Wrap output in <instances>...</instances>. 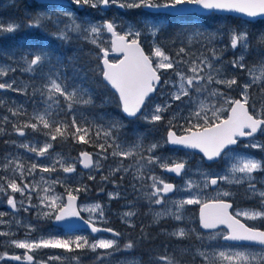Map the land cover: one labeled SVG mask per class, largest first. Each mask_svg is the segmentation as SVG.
I'll list each match as a JSON object with an SVG mask.
<instances>
[{"label":"snow or ice","instance_id":"obj_1","mask_svg":"<svg viewBox=\"0 0 264 264\" xmlns=\"http://www.w3.org/2000/svg\"><path fill=\"white\" fill-rule=\"evenodd\" d=\"M113 6L146 11L137 24L127 25H117L115 19L94 23L77 15L85 7L104 12ZM42 7L46 11L34 14L23 24L13 20H0V37L14 35L22 28L41 29L61 44H72L75 37L78 41L94 45L102 54L95 57L99 61L96 70L102 75L104 84L114 90L112 102L124 114L123 119L143 115L146 123L154 125L161 122L164 114L177 102L184 107L171 116L170 127L163 142L145 144L146 135L138 130L131 133V141L122 139L129 135L124 132L126 126L122 119L106 118V115L90 118L86 115L90 109L97 107L95 97L82 82H76L78 77L69 78L65 74L62 56L44 45L35 49L0 51V54L11 61L9 64H0V92L10 90L29 95L28 90L31 88L29 98L32 102V111L29 112L24 104L12 101L13 106L7 107L10 116L0 115V133L8 134L6 126L11 124V132L18 137H26L29 129L32 133H41L45 137L43 141L35 138L24 139L22 142L5 141L6 144L22 149L23 154L6 153L0 158V171L6 173L0 176V196L7 197L6 203L13 216L21 210L29 213L37 209L38 219L53 221L57 227L65 229L64 238L49 233L47 237L32 240L30 237L36 231V225L25 223L23 219H15L14 223L25 229V239H11L6 243L24 251L22 254H10L7 251L0 253V264H63L67 259L54 255L47 260L38 261L35 253L40 249H62L68 253L77 250H90L93 253L104 250L96 257L97 262L116 252L129 254L130 250H135L138 241L129 239L121 247L117 239L121 233L112 228L97 226L99 222L106 220L104 208L99 202L77 204V194L88 191L86 185L75 189L67 187L69 174L75 173L77 163L84 169L103 172L104 162L109 158L115 162V167L109 166L107 174L101 175V181L119 188L126 178L131 177L132 190L140 192L148 202L152 224L159 226L165 220L182 224L186 219L185 206H200L198 227L188 228L185 225L171 231L165 228L162 233L169 239L178 241L195 236L201 248L210 249L197 250L194 254L202 258V264H264V229L249 227L237 218L243 216L246 220H264V181H258L256 176L257 173L264 172V159L238 152L233 147L240 144L241 138H249L245 149L264 151V143L255 139L257 135H264V104L257 111L256 102L250 96L252 88H258L264 96V32L253 35L238 26L227 32L221 29L210 31L200 24H194L191 29L185 28L177 34L176 39L182 46L178 48L175 57H170L155 42L163 30L157 19L161 15L184 18L188 14L196 18L197 13L206 10L235 12L248 18L264 17V0H51ZM251 22V19L245 21ZM47 26H51L50 29ZM118 27L123 34L117 31ZM105 34L111 35L110 50L122 54V58L116 62H110L109 49L101 46L105 42L102 39ZM141 36L153 38L150 54H145L141 47ZM175 43L176 40H173V45ZM195 45H199L202 51L196 53L188 50ZM229 49L234 58L225 62L223 57ZM237 52L240 55L237 56ZM251 55H255L256 62L249 66L246 60ZM229 67L233 72L246 71L247 80L241 84L237 75L229 76ZM17 70L30 74L31 83H21L18 86L16 79H2ZM161 70H171L175 78L162 81ZM36 81L40 83L37 84ZM161 84L172 89L167 93L162 92L168 99L163 104H155L150 112H145L152 95ZM234 88L240 89V98L227 95V91ZM218 104L227 105V108ZM7 105L9 101L0 98V108ZM185 110L187 115H184ZM177 120L183 123L177 125ZM177 127L182 129L183 134H177ZM68 139L92 145L98 151H83L77 158L52 151L55 142ZM165 146H171L169 150L173 155L163 154L161 150ZM185 149H198L203 154L202 161L215 162L223 159L228 166L222 173L199 167L193 172L188 167V160L175 155ZM158 152L161 154L157 155ZM29 159L31 163L26 165L25 161ZM125 160H130L131 163L125 165ZM157 168L164 173L175 174L183 180V184L167 182L162 175L156 173ZM60 171L65 176L52 179L51 174ZM37 174L39 180L35 179ZM117 175L119 181L116 180ZM29 177L31 181L25 182ZM88 179L94 180L95 176L89 175ZM57 184L65 186L66 202L64 196L55 193ZM258 184L261 186L258 187ZM221 185L242 188L246 198L258 201L257 207L238 211L233 215L228 211L232 205L221 198L233 195L231 191H217L212 199L202 198L207 190L220 189ZM74 192L77 194H73ZM16 193L21 196L19 201L15 198ZM34 194L37 204L32 203ZM177 194L180 198L173 199ZM108 196L114 199L120 193L110 192ZM0 203L3 201L0 200ZM135 205L136 201H129L126 207L130 210L121 215L123 222L130 228L136 227L134 218L138 212L135 211ZM153 206H157L159 210H154ZM82 212L89 213L88 219H84ZM6 215L5 212H0V225L11 223L4 219ZM80 222L90 228L91 233L108 232L113 238L90 240L88 236H72L73 228ZM219 226H225L226 231L220 230ZM146 227L141 225V241L149 238ZM11 235L10 230L0 231V236ZM210 241L218 242L217 246L213 247L208 243ZM220 241L225 243L220 244ZM71 259L74 264H80L79 256ZM121 264L143 262L126 258ZM148 264H177V260L174 254L159 255L152 257Z\"/></svg>","mask_w":264,"mask_h":264},{"label":"rangeland","instance_id":"obj_2","mask_svg":"<svg viewBox=\"0 0 264 264\" xmlns=\"http://www.w3.org/2000/svg\"><path fill=\"white\" fill-rule=\"evenodd\" d=\"M5 2L10 1V0H4ZM134 11H136L135 15L136 17H131L129 14V9H119L115 6H113L111 9L106 10L104 12H97L95 10L89 9L87 7H85L84 9H81L77 15H79L81 17V19H85V20H91L94 23L97 22H102L104 19H115V22L117 25H127V24H137L138 21L143 19V15L142 13L146 10H142V9H132ZM5 15V16H4ZM211 18H209L210 23L212 25H219L221 26H226L227 24L225 23V19H224V15H218V14H211L210 15ZM235 17V16H234ZM238 18V17H237ZM8 19V20H7ZM159 23L161 25H163V23L165 22V16L161 15L160 17L157 18ZM0 20H3L5 22H8L10 20H12V17L10 15H6L4 14L1 10H0ZM14 21V20H13ZM18 22V21H16ZM20 23V22H18ZM253 23V22H252ZM237 25H239V27L241 29H246L247 31H249L250 33H252L253 35L255 34H259L261 32H264V23H253V24H248L245 23L244 20L242 19H238V22L236 23ZM138 26V25H137ZM230 24L227 25V27H229ZM48 28L51 26H47ZM232 28V26L230 27ZM126 30V29H125ZM210 31H215L217 30V28L212 27L210 29H208ZM30 31H38L37 29H32ZM44 31V30H43ZM117 31L120 32L121 34H123L121 28H117ZM46 34H48V32L44 31L43 36L46 37ZM51 36V35H49ZM31 37V36H30ZM105 42L101 45L102 47H106L109 49L110 46V35L109 34H105V36L102 38ZM157 40V39H156ZM155 40V42H156ZM140 41L141 43H146L149 44L150 46V52L152 49V44H153V38L152 37H147L145 38V36H141L140 37ZM158 44V43H157ZM28 49H35L41 45L47 46L50 50H51V44L50 43H43V42H34L33 44L28 43V45H25V47L29 46ZM94 46V45H92ZM191 50V49H190ZM202 51V50H198ZM166 52V51H165ZM191 52H193L191 50ZM196 51V53H198ZM150 54V53H149ZM166 54H168L166 52ZM99 55H101L99 53ZM169 55V54H168ZM240 55V53L238 52L237 56ZM170 56V55H169ZM111 60H114V58H111ZM256 62V57L255 55H251L247 58L246 63L250 66L251 64ZM11 63V61H9L8 59L1 57L0 58V64H9ZM162 73L164 74V72H166L165 70H161ZM167 75H164L163 77V81L164 80H169L170 77H172L171 79H174V73L172 75L171 72H169V70H167ZM228 74L229 76L235 74L240 78V83L243 84L246 80H247V72L246 71H241V70H236L235 72L232 71V69L229 67L228 69ZM23 75H26L25 73L22 72H18L17 75L13 74V73H9V75L5 78H2L3 80H12V79H16L18 82V86L21 83H31V81H29V79H27L26 77H22ZM27 76H30L29 74H27ZM37 84H39V81H36ZM215 86V85H214ZM221 90L223 89V86H220ZM171 87L170 86H164L163 84H161V87L157 89V93L152 97V100L149 102L148 107L144 110L145 112H150L151 108L155 106V104H163L167 99L168 96L163 95V93H167L169 91H171ZM234 91V93L232 92ZM7 92H10L7 91ZM7 92H0V98H4V94ZM12 92V91H11ZM29 95H24L26 96L25 101H20V104H24V106L27 108V110L29 112L32 111V102L30 100V94H31V88H29L28 90ZM235 94H237V96H235ZM22 95V94H21ZM227 95L231 96L233 98H238L240 97V89L239 88H234L233 90L227 91ZM257 95V96H256ZM250 96L252 97V100H254L255 106L257 111L259 110L261 104H264V96H262L260 94V91L258 88H252L250 89ZM255 96V97H254ZM254 97V98H253ZM37 99H39V97H37ZM63 98H61L62 100ZM250 100V101H252ZM218 106L220 107H224L227 108V105H223V104H218ZM184 106L182 104H179V102H177L176 105H174L172 107L171 110H169L168 112H166L164 114V119L163 121L165 123H167L169 125V120L171 118V116L173 115V113L178 112L181 108H183ZM251 111V110H250ZM255 114V113H254ZM86 115H89V117L91 118L92 116H95L94 114L91 115L89 112L86 113ZM184 115H187V110L184 111ZM141 119H143V115L140 116ZM177 125L183 123V121L177 120L175 122ZM170 126V125H169ZM149 128H153V127H149ZM178 130V129H177ZM178 131H181V133H183L182 129L179 128ZM141 132V131H139ZM146 134H148L150 137H148L147 139H145V144L147 143H152V142H156V141H160L163 142V140L166 138V136H160L159 134H153L152 129H147L146 128ZM152 132V133H151ZM38 139L40 141H43L44 138L43 137H36L34 134L29 133L26 137H18L17 135L14 137L13 140H17L22 142L24 139ZM256 141L261 142V140L259 138H255ZM132 140V139H131ZM130 140V141H131ZM11 141V140H10ZM249 143V142H248ZM262 143V142H261ZM95 148V147H94ZM170 148L168 146H165L161 151L163 152L164 155H173V153L169 150ZM54 153H62L59 150H55L53 148L52 150ZM98 150L95 148L93 150H91V153H96ZM236 151L241 152V153H246V154H250L252 156H254L257 159H264V151H258L256 152H252V151H243L240 148H237ZM17 152H20L21 154H23V150L22 149H17L15 146L11 145V144H6L5 141H0V158H2L6 153H12V154H16ZM90 152V150H89ZM185 153H187L188 155H185ZM64 156L66 157H70V158H77L79 157V155H69V154H64L62 153ZM161 154L160 152L157 153V155ZM176 156L180 157V158H184L186 160H188V167L190 169H192L193 172H195V170L199 167L205 170H212V171H216V172H223V170L228 166L227 163L222 159V161L218 162L219 165L216 166H210L208 164H206L204 161L201 160V155L194 153L192 151H180L178 153H175ZM94 159H96V157H93ZM69 162L71 163L72 161L69 160ZM26 165L31 163V160H26L25 161ZM128 163H131L130 160H125V165H127ZM79 166V168L77 167ZM109 166L115 167V162L109 158L107 161L104 162V170L103 172H99L95 169L93 170H89V169H84L79 163L76 164V171L73 174H69L70 178L67 180V187L68 188H72L75 189L76 187L79 186H87L88 191L86 192H80L78 195H80V201L78 205H88V204H93V203H97L99 202L103 208H104V212H105V217L106 220L99 222L98 224L100 225H116L115 226H111L113 228H115L119 233L121 230H119L118 228L122 227V229H124L122 236L118 239L119 244L121 245V247L123 246V244L127 241V233L126 230H130V228H128L129 226L126 225L123 220L121 219V215L123 212L130 210L128 207H126V205L128 204L129 201H136V199H142V194L140 192H135L132 190V188L130 187V181H131V177L126 178L121 187L117 188L114 184L112 183H105L101 181V175L102 174H107L108 168ZM156 173L158 175H162L163 177H169L171 178L169 175H166L161 169L157 168L156 169ZM6 175L5 172L0 171V176ZM46 176L48 174H45ZM89 175H94L95 179L94 180H89L88 177ZM57 176L63 177L65 176V174L60 171L57 173H52L51 177L52 179H56ZM257 180L258 181H264V172L262 173H257ZM39 174L36 175L35 179L39 180ZM174 178V177H173ZM194 178H198V177H194ZM119 175L116 176V180L119 181ZM176 179V178H174ZM168 180V179H167ZM177 180V185H182L183 184V180L181 178L176 179ZM31 178H27L25 182H30ZM17 182L20 183L19 179H17ZM261 186L258 184V187ZM139 187V185H138ZM101 189H103V191H101ZM119 192L120 196L114 199H110L108 196V193L110 192ZM217 191H231L233 193V195L229 196V197H221L222 199H227V198H231L232 200H234V204H236L238 206H242L238 209H234L235 214L238 211H242V210H248V209H253L256 208L258 205V201L254 200V199H248L245 197L244 193H243V189L239 188L237 186H228V185H221L220 189H209L206 192V195L203 196V199H212L215 195ZM55 193L58 195H65V186H62L60 184H57L55 186ZM9 194L10 190H9ZM73 194H77V193H73ZM15 198L17 199V201H19L21 199V196L19 193L15 194ZM173 199L176 198H180L179 194H177L175 197H172ZM0 200L3 201V203H0V212H5L7 215L4 217L5 220L10 221L11 223L9 224H4V225H0V231H11L12 235L10 237H3L0 236V253H3L5 251L9 252L10 254H22L23 253V249H16L14 247H10L6 241L11 240V239H15V240H23L25 239V229L18 227L15 223L14 220L15 219H23L25 221V223L31 222L32 224L36 225V231L33 232L31 234V239L32 240H38L39 238H41L42 236L47 237L49 235V233L55 235V236H59L64 238L65 237V232L62 230V228H58L56 226H53L51 221H45L43 219H38L37 218V209H33L31 212L29 213H25L23 210H21L18 214H16L15 216H13L12 214V210L10 209V207L7 205L6 200L7 197L6 196H0ZM249 200H254L253 203H248ZM232 202V201H231ZM33 204H37L38 200L35 198V194L33 195V200H32ZM25 204H27V201L25 200ZM199 205H186L185 206V210H184V215H185V222L182 224H177L173 221H168L171 223L172 227L171 228H167L169 231H171L173 228L175 227H184L185 225H187L188 228H193L192 224L197 221L198 222V216H197V208ZM235 206V205H234ZM154 210H159L157 208V206H153ZM135 211H136V205H135ZM82 214L85 217H89V213L88 212H82ZM144 215L151 220L152 216L151 214H149V209H146V211L144 212ZM240 218H242L243 220H245V222L249 223L252 226H255L257 224L260 223L261 220H246L243 216H239ZM152 224V223H151ZM154 225V224H153ZM191 225V226H190ZM224 231V230H222ZM158 233H160L159 231H157ZM204 232V231H202ZM206 233V232H205ZM72 236L75 235H83V236H88L90 240L93 239H101V238H106V239H111L113 238L112 235H97V236H91V234L87 231H75V232H71ZM169 237L166 236V239L168 240ZM191 239L194 240V242H191L189 245L188 243L185 245V243H179L178 246H173V250H178L180 251L183 256H186L187 258H189L190 263H184V264H193V259L198 260V263L202 264V258L195 256L194 254L196 253L197 250L200 251H205L208 250L210 251V249H206V248H201L200 246V242L197 241L195 239V236H193ZM191 239H187L188 241ZM175 240V239H174ZM210 244L213 245V247L217 246L218 242L215 241H210L208 242ZM220 244H223L224 242L220 241ZM176 248V249H175ZM88 253H93L90 250H85ZM104 252V250H97V252H95V254H97L98 256H100V253ZM179 252V253H180ZM164 254L167 255L166 252H163ZM54 255H61L63 257H68L67 252H65L62 249H40L35 253L36 259L39 260H47V258L49 256H54ZM116 255V256H115ZM128 259V260H141L143 262V264H148L149 260L152 258L151 255H149V253L145 254H140V253H133L132 250H130L129 254H126L124 252H116L113 253V255L106 261L104 259H102L100 261V264H121V262L124 259ZM67 260V259H66ZM66 260H64L63 262H66ZM55 263H59V262H55ZM11 264H16V262H11Z\"/></svg>","mask_w":264,"mask_h":264},{"label":"trees","instance_id":"obj_3","mask_svg":"<svg viewBox=\"0 0 264 264\" xmlns=\"http://www.w3.org/2000/svg\"><path fill=\"white\" fill-rule=\"evenodd\" d=\"M18 1L19 0H10V1L5 2L4 0H0V10L4 14L8 13L7 15H10L12 17V20L19 22L20 17L18 18ZM129 13H130L129 15L132 18L136 17L135 15L136 11L129 10ZM209 18H211L210 15H197V14H196V18H193L191 15H188V14L185 15L184 18L165 16V22L162 25L163 30L160 32L159 36L156 38L157 39L156 43H158L163 48V50L166 51L170 55V57H175L178 48L182 46L180 41L176 39L177 34L185 28L191 29L192 25L200 24L207 29L215 27L217 29H221L224 32H227V30L230 29L231 26L232 28L237 27V26L239 27V25L236 24L239 18L234 17V16H228V15L224 16L225 23L227 25L230 24L229 27H227V25L221 26V27L219 25H212L210 21H207L209 20ZM259 22L264 23V20L262 19V20H259L253 23H259ZM253 23L251 22V24ZM21 32H22V29L17 31L14 35L7 36V37H0V51L20 48L22 45L20 43ZM173 40H176L175 45H173ZM142 45H143L144 50L149 54L150 53L149 44L142 43ZM78 49L80 50L78 51ZM190 49L193 52H196V51L198 52V50H202L199 48V45L192 46L188 50L191 51ZM52 50L55 51L57 55L62 56L64 58L63 71L65 72V74L69 78L73 76L78 77L76 82L77 83L82 82L84 86L90 89L91 92L93 93L97 107L90 109L88 111L91 115L93 114L95 116L106 115V118L122 119V122L126 126L124 129V132L129 134L127 137H122V139H127L129 141L133 139V137L131 136V133L134 130H138V131L145 133L146 139H147L150 136L146 134V132H144L146 131V128L152 129L154 136L155 134H159L161 137L166 135V132L170 126L167 123H165L163 120L153 125V124L146 123L145 120L141 119L140 117L134 118V119H123L124 114L120 111L117 104L115 102H112V97H113L114 92L108 86L104 84L102 75L100 74V72L96 70L97 63H99V61L95 59V57L99 55L98 48H96L95 46H92L86 41H78L74 37L72 44H61L60 41H57V43L52 44ZM237 54L238 52L236 53V55ZM1 57H4L7 59V57L2 54H0V58ZM73 57L74 59H69ZM233 58L234 56H233V52L231 49H229L224 54V57H223L225 62L230 61ZM18 72L19 70H17L13 74L17 75ZM169 72H171L173 75V72L171 70H169ZM166 73L167 71L164 72L163 76L167 75ZM22 77L24 78L26 77V75H23ZM232 92L234 93V91ZM4 95H5L4 99L9 101V105L5 106L4 108H0V115L10 116V113H8L7 111V107L13 106L11 102L15 101L16 104H20L22 101H25V98H24V95H21L20 93H16V92H11V91L5 93ZM235 96H237V94H235ZM19 100L21 102H19ZM251 103L252 101H250V105ZM250 110H252L251 107H250ZM21 119H24V118L21 117ZM6 127L8 129V134L0 133V140L1 139H4V140L14 139L16 134L14 132H11V124H8ZM149 127H153V128H149ZM177 129L179 130V127L176 128V131L178 133H181V131H178ZM28 132L32 133L31 129H29ZM32 134L43 136L41 133H32ZM54 149L59 150L60 152L64 154L76 156V155H79L83 151L90 150L91 152V150L95 148L92 145H84V144L76 143L72 141L71 139H68L67 141L55 142ZM77 167L79 168V166ZM253 202L254 200L248 201V203H253ZM141 216H144L143 220L146 222L142 224L138 223L135 229L133 230L130 229L129 231L126 230L125 232L127 233L126 235L127 241L129 239L138 241L137 247L135 248V250H132L133 253H140L142 255L145 254V256H146V253H149V255H151L152 257H155L159 255H166L163 253V252H166L167 255H173V254L175 255L177 264L190 263L189 258H187L186 256H183V254L180 251L173 250L174 249L173 246L180 247L178 246L179 243H185V245L188 243L189 245H191L190 243L194 242L193 239L189 241L187 239L183 241H178L176 239L174 240V239L168 238L167 240L166 235L160 232V227L151 224L149 219L144 214H141ZM144 224L147 226L145 231L149 234V238L147 240L141 241L139 240V237L141 236L140 229H141V225H144ZM162 225H166L167 228L172 227L171 223L168 221L164 222ZM257 226L264 229V220H261L260 223L257 224ZM192 227L193 228L198 227V222L195 221L192 224ZM157 231H159L160 233H158ZM102 253H100V255ZM67 255H68L67 260L66 262H63V264H74V262L71 259L73 256L80 257V264H100V261L99 262L96 261V257L98 256L97 254L88 253L85 250L84 251L77 250L72 253L67 252ZM110 257H106L104 258V260L107 261ZM53 264H60V262L59 263L53 262ZM193 264H200V263H198V260L193 259Z\"/></svg>","mask_w":264,"mask_h":264},{"label":"flooded vegetation","instance_id":"obj_4","mask_svg":"<svg viewBox=\"0 0 264 264\" xmlns=\"http://www.w3.org/2000/svg\"><path fill=\"white\" fill-rule=\"evenodd\" d=\"M45 4H48V3L47 2H41V1H38V0H19L18 1V12H19L18 14H19V17H20V18L18 17L19 18V22L21 24L26 23L29 20V18L31 16H33L34 14L46 11V9L44 7H42ZM259 20H262V19H258V20L253 21V22H257ZM248 24H250V23H248ZM49 29H50V27H49ZM37 30L38 31H30V30H25V29L22 28V32H21V36H20V38H21L20 43L22 45H21L20 48L28 49V47H30V45L25 47V45H28V43L33 44L34 42H40L41 41L43 43H50L51 44V50H52V44L57 43L58 40H56L53 36H49L47 34H46V37H44L43 36L44 31L41 30V29H37ZM29 36H31V37H29ZM26 78L29 79V76H27V74H26ZM24 98L26 99V96H24ZM34 135L36 137H43L45 139L44 136L37 135V134H34ZM255 138H259L261 140V142L264 143V135H257ZM11 140H13V139H11ZM0 141H10V140L1 139ZM248 142H249V139H241L240 144L238 146L234 147V148L235 149L240 148L243 151H247V152L252 151V152H256L257 153L259 151V149H245L244 146L246 144H248ZM220 161H222V159L219 160L218 162H220ZM218 162H216V163H208V165L216 166V165H219ZM164 178L166 179L167 182H174L175 184L177 183V181L172 179V178H169V177H164ZM227 199L232 201L233 204H234V200H232L231 198H227ZM234 205L235 206L233 207V209H238V208L242 207V206H238L237 202ZM146 209H149L147 200L143 199V198L142 199H136V211L138 212V215L134 218V222H135L136 227H137L138 223L142 224V222L143 223L146 222V221L143 220L144 216H141V214H144ZM149 221L151 222L152 219L149 220ZM164 222H167V221L165 220ZM164 222H162L158 226V227H160L161 233H162V229L167 228L166 225H162ZM103 226H107V227H110V228H113L111 226H115L116 227V225H106V224H104ZM128 228H130V227H128ZM113 229H115V228H113ZM118 229L121 230L120 231L121 234L124 232L123 231L124 229H122V227H120ZM130 229L133 230V228H130ZM221 230H223V229H221Z\"/></svg>","mask_w":264,"mask_h":264},{"label":"water","instance_id":"obj_5","mask_svg":"<svg viewBox=\"0 0 264 264\" xmlns=\"http://www.w3.org/2000/svg\"><path fill=\"white\" fill-rule=\"evenodd\" d=\"M38 1H41V2H47V3H50L51 2V0H38ZM210 14H223V15H232V16H236V17H239V18H242V19H244V20H249V19H251L252 21H254V20H257V19H262V18H264V17H256V18H248V17H245V16H243L242 14H238V13H235V12H226V11H214V12H208V11H206V10H204V11H202V12H200V13H197V15H210ZM185 15H187V14H185ZM110 40H111V35H110ZM141 47H142V45H141ZM143 48V47H142ZM111 44H110V48H109V56H108V59H109V57L110 56H113V57H116V60H114V61H112V60H110V62H116L117 60H119V59H121L122 58V54L121 53H118V52H112L111 50ZM144 49V48H143ZM145 51V50H144ZM145 54H147V52L145 51ZM102 55V54H101ZM101 67H102V65H101ZM103 79V78H102ZM162 79V78H161ZM110 89H111V87L110 86H108ZM113 92H114V90L113 89H111ZM155 94V93H154ZM153 94V95H154ZM118 97V96H117ZM128 119H133V118H128ZM177 134H183V133H177ZM166 136H167V132H166ZM241 139H249V138H241ZM169 148L171 147V146H168ZM233 147H235V146H233ZM186 151H192V152H194V153H197V154H200L201 156L203 155L202 153H200L199 152V150L198 149H185ZM88 152V151H87ZM218 161V160H217ZM205 163H211V162H209V161H204ZM216 162V161H215ZM82 166V165H81ZM83 167V166H82ZM166 175H169L170 177L172 176V178L174 177V178H176V179H178L179 177H176L175 176V174H168V173H165ZM169 183H173V184H175L174 182H169ZM66 196H67V193H65V195H64V198H65V202H66ZM79 195H78V201H77V204H79ZM226 202H228V203H230L231 205H232V207H233V204H232V202H230V201H228V200H225ZM232 207L231 208H229L228 209V211H229V213H231V214H233V212H232ZM199 212H200V206H198V208H197V216H198V224H199ZM81 215L84 217V219H88V218H86L82 213H81ZM233 215H235V214H233ZM238 219H240L241 220V222L242 223H245L247 226H249L245 221H243L241 218H239V217H237ZM51 223H52V225H54V226H56L55 224H54V222L53 221H51ZM98 227H101V228H109V227H105V226H100V225H97ZM249 227H251V226H249ZM62 228V227H61ZM219 228H224L225 230H226V228H225V226H219ZM254 228H256V227H254ZM62 230L65 232V229L64 228H62ZM75 231H87V232H89L90 234H91V236H97V235H99V234H102V233H105V234H108V235H112L111 233H108V232H99V233H91V230H90V228H88L85 224H83L82 222H80L78 225H76L74 228H73V230H72V232H75ZM202 231H204V232H207V230H202ZM230 243V242H229Z\"/></svg>","mask_w":264,"mask_h":264},{"label":"bare ground","instance_id":"obj_6","mask_svg":"<svg viewBox=\"0 0 264 264\" xmlns=\"http://www.w3.org/2000/svg\"><path fill=\"white\" fill-rule=\"evenodd\" d=\"M13 12H14V10H13ZM17 13V12H16ZM19 13V12H18ZM8 14V13H7ZM6 14V15H7ZM13 14V13H12ZM5 16V15H4ZM18 17H19V14H18ZM8 20V19H7ZM88 58V57H87ZM163 81V80H162ZM118 98V97H117ZM238 98H240V97H238ZM89 152V151H88ZM91 153V152H90ZM231 202V201H230ZM232 204H233V202H232ZM233 207H234V204H233ZM87 218V217H86ZM142 222V221H141ZM135 223V222H134ZM138 223V222H137ZM143 223V222H142ZM98 225H100V224H98ZM54 226V225H53ZM100 226H103V225H100ZM57 227V226H56ZM105 227H107V226H105ZM154 227V226H153ZM58 228H61V227H58ZM110 228V227H109ZM155 228H157V227H155ZM155 228H153V229H155ZM113 229V228H112ZM134 229V228H133ZM165 229V228H164ZM115 230V229H114ZM116 231V230H115ZM161 231V230H160ZM151 232V231H150ZM99 235H108V234H105V233H102V234H99ZM154 235V234H153ZM152 236V235H151ZM151 247V246H150ZM147 251V250H146ZM149 251V250H148Z\"/></svg>","mask_w":264,"mask_h":264}]
</instances>
